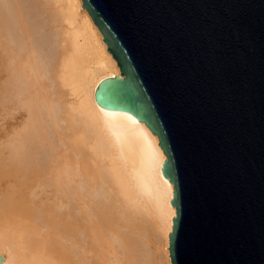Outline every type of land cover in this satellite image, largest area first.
I'll list each match as a JSON object with an SVG mask.
<instances>
[{"label":"bare ground","instance_id":"bare-ground-1","mask_svg":"<svg viewBox=\"0 0 264 264\" xmlns=\"http://www.w3.org/2000/svg\"><path fill=\"white\" fill-rule=\"evenodd\" d=\"M30 1L36 19L0 0V101L25 113L1 146V264H173L165 154L143 121L97 103L120 76L100 30L82 0Z\"/></svg>","mask_w":264,"mask_h":264},{"label":"water","instance_id":"water-1","mask_svg":"<svg viewBox=\"0 0 264 264\" xmlns=\"http://www.w3.org/2000/svg\"><path fill=\"white\" fill-rule=\"evenodd\" d=\"M82 6L120 70L97 103L135 115L165 154L171 262L264 264V0Z\"/></svg>","mask_w":264,"mask_h":264},{"label":"rangeland","instance_id":"rangeland-1","mask_svg":"<svg viewBox=\"0 0 264 264\" xmlns=\"http://www.w3.org/2000/svg\"><path fill=\"white\" fill-rule=\"evenodd\" d=\"M18 2L20 3L22 8L24 9V14L28 17V19H34V18L36 19L37 15L39 13V9L35 6V4L33 2H31L30 0H18ZM1 53L3 54V51H1ZM47 85H48L47 90L53 89V84L51 81H48ZM0 86L1 87L6 86V81L4 78L0 80ZM7 103H8V98H6V97L0 101V147L5 146L4 144L7 143V138H8L7 136L9 134V132L12 131L13 127H15V126L17 127V125L21 126L22 123H20V122H22V119L25 117L24 116L25 115L24 110L20 109V108L17 109L18 112H16L17 110L14 111L15 116L13 114H12L13 116L9 115L12 112L10 109H8L9 106L7 105ZM8 111L11 113H9ZM12 118H13V120H12ZM11 124H14L15 126H13L11 128L10 127V126H12ZM60 125H62V127L59 129L56 128L55 134H56V137H59L58 140H59L60 147H65V145L69 144V140H68L69 130L67 128L66 129L64 128L65 127L64 123H62ZM1 149H0V152L1 151L5 152L4 149L6 150L5 147H1ZM3 152H2V155H0V160L3 163H5V161L7 162V160H8V157L6 159L7 151L5 153H3Z\"/></svg>","mask_w":264,"mask_h":264}]
</instances>
